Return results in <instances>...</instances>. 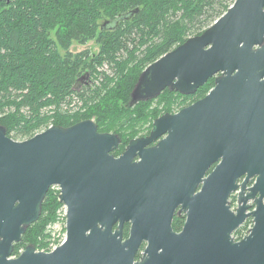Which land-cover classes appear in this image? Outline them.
<instances>
[{
    "label": "water",
    "instance_id": "1",
    "mask_svg": "<svg viewBox=\"0 0 264 264\" xmlns=\"http://www.w3.org/2000/svg\"><path fill=\"white\" fill-rule=\"evenodd\" d=\"M209 79L203 98L156 118L119 156V135L90 119L23 141L0 125V264H264V0H235L147 66L129 106L165 90L193 95ZM52 186L66 207L65 241L14 257ZM178 207L180 232L172 229Z\"/></svg>",
    "mask_w": 264,
    "mask_h": 264
},
{
    "label": "trees",
    "instance_id": "2",
    "mask_svg": "<svg viewBox=\"0 0 264 264\" xmlns=\"http://www.w3.org/2000/svg\"><path fill=\"white\" fill-rule=\"evenodd\" d=\"M234 1L0 0V125L9 138L23 141L50 125L68 127L90 119L98 132L119 135L121 144L113 154L120 155L131 139L152 129L156 118L176 113L213 88L214 79H209L193 95L165 90L156 99L129 106L141 72L201 34ZM88 42L95 43L97 52L70 51L73 43ZM107 64L112 76L102 71ZM74 103L81 104L78 112L62 111ZM61 206L58 192L50 189L38 221L14 245L13 256L28 245L47 248V229ZM182 221L174 219L175 231ZM249 223L234 232L237 239ZM129 229L124 224V238Z\"/></svg>",
    "mask_w": 264,
    "mask_h": 264
},
{
    "label": "rangeland",
    "instance_id": "3",
    "mask_svg": "<svg viewBox=\"0 0 264 264\" xmlns=\"http://www.w3.org/2000/svg\"><path fill=\"white\" fill-rule=\"evenodd\" d=\"M222 2L227 3V4H230V3H231V0H222ZM83 50H89L91 53H93V52H97L98 48H97V46L95 45L94 42H88L86 45H83V46H80V45H78V44H76V43H73L72 46L70 47V51H71L72 53L81 52V51H83ZM102 71L106 72V73H107L108 75H110V76H112V74L114 73V72L111 70L109 64H107V66L102 67ZM82 79H83V77H82ZM93 85H94V84H93ZM79 106H80V107H79ZM77 107H79V109H76ZM75 109H76V110H75ZM80 109H81V105H80V104H75V103H74V104L70 105L68 109L64 107V109H63L62 111H63L65 114L72 115V114L78 112ZM73 110H74V111H73ZM70 111H73V112L70 113ZM67 112H68V113H67ZM175 112H177V110H175ZM44 130H45V129H42L41 131H39V132H37V133H40V132H42V131H44ZM15 141H18V140H15ZM58 210H59V209H58ZM58 210H57V214H56V220L54 221V223L50 224V225L48 226V229H47V231H48V233H49V235H50V239H51V237H52V234H54L55 237L59 234V230H58L57 228L54 227V224H56V223L59 221ZM247 221H250V223H249V224H246V227H247V228H246V230L243 231V232H244V233H243L244 236L248 233L249 228L252 227V220L249 218V219H247ZM247 221H246V222H247ZM244 224H245V223H244ZM243 226H244V225H243ZM51 233H52V234H51ZM60 233H61V232H60ZM22 251H23V250H22ZM22 251H20L19 254H20ZM15 257H16V256H15Z\"/></svg>",
    "mask_w": 264,
    "mask_h": 264
},
{
    "label": "built area",
    "instance_id": "4",
    "mask_svg": "<svg viewBox=\"0 0 264 264\" xmlns=\"http://www.w3.org/2000/svg\"><path fill=\"white\" fill-rule=\"evenodd\" d=\"M79 107H77L76 109H79ZM73 111H70V113ZM49 127H51V125ZM50 189L58 192V194H59V187L58 186H52ZM58 216H59V221L56 224H54V227L59 230V234L55 237L54 234L51 233L52 237L50 239V242H49L47 248L45 250L44 249L41 250V252H51V251L55 250L59 245H61L65 241V238H66V233H65L66 207L63 204H62L61 208L58 210ZM234 238H235V240H238L236 237H234Z\"/></svg>",
    "mask_w": 264,
    "mask_h": 264
},
{
    "label": "flooded vegetation",
    "instance_id": "5",
    "mask_svg": "<svg viewBox=\"0 0 264 264\" xmlns=\"http://www.w3.org/2000/svg\"><path fill=\"white\" fill-rule=\"evenodd\" d=\"M150 131H151V128H150V130L146 133H144L143 135H140V136H138V137H145V136H148L149 135V133H150ZM137 137V138H138ZM157 143V141L156 142H154V143H152V144H150L149 146H153L154 144H156ZM119 156V155H118ZM242 182V180H240L239 181V184ZM252 182V181H251ZM238 193H239V190H237L236 192H234V193H232L231 195H230V197H229V205H230V208H231V210H233V211H235V209L237 208V197H238ZM179 207L175 210V214H174V216H173V220H172V224H173V221H174V219L177 217L180 221H181V219L183 220L182 221V224L179 226V228L176 230V232H180L181 231V229H182V227H183V225H184V222H185V213H181V214H179L178 213V211H179ZM244 225V224H243ZM242 225V226H243ZM172 229H173V227H172ZM174 230V229H173ZM175 231V230H174ZM233 236H234V234H233ZM235 237V236H234ZM145 247V244H143L142 246H141V249L143 250V248ZM36 251H41V250H36Z\"/></svg>",
    "mask_w": 264,
    "mask_h": 264
}]
</instances>
